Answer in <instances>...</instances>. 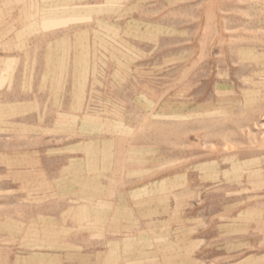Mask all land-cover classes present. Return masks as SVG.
Here are the masks:
<instances>
[{"label": "rangeland", "instance_id": "obj_1", "mask_svg": "<svg viewBox=\"0 0 264 264\" xmlns=\"http://www.w3.org/2000/svg\"><path fill=\"white\" fill-rule=\"evenodd\" d=\"M0 264H264V0H0Z\"/></svg>", "mask_w": 264, "mask_h": 264}]
</instances>
